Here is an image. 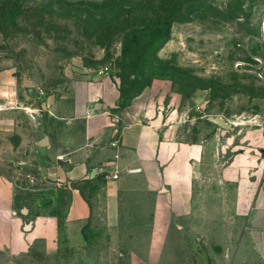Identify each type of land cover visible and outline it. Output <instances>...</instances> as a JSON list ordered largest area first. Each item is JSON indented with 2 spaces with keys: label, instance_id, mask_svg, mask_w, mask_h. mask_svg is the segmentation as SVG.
Listing matches in <instances>:
<instances>
[{
  "label": "rangeland",
  "instance_id": "rangeland-1",
  "mask_svg": "<svg viewBox=\"0 0 264 264\" xmlns=\"http://www.w3.org/2000/svg\"><path fill=\"white\" fill-rule=\"evenodd\" d=\"M168 23L172 27L165 40ZM161 33L164 37L158 38ZM133 56L141 59L137 75L145 76L139 90L150 79L165 83L162 117L178 140L212 142L199 190H209L216 200L200 211L215 216L200 220L193 237L197 250H182L186 240L173 234L168 236L171 249L161 254L171 264H233L264 186V0H0V72H13L24 125L30 129L31 122L33 128L38 123L39 133H50L54 143L65 131L62 112L71 104L73 81L92 72L97 83L118 82V91L108 90L105 98L113 102L137 89L131 75L135 69L124 72ZM106 67L108 74L99 75ZM49 102L57 105L53 112ZM81 129L80 124L71 127L72 132ZM19 143L15 133L0 136V174L21 185L31 178L41 184L42 172L32 162L45 154L17 150ZM239 152L260 162L241 189L220 177L222 166ZM99 199L84 229L83 255L65 245L48 257L39 242L25 255L0 251V264H68L85 262V257L101 264H143V255L157 259L155 251L114 249ZM246 254L247 262H258L248 245Z\"/></svg>",
  "mask_w": 264,
  "mask_h": 264
},
{
  "label": "crops",
  "instance_id": "crops-1",
  "mask_svg": "<svg viewBox=\"0 0 264 264\" xmlns=\"http://www.w3.org/2000/svg\"><path fill=\"white\" fill-rule=\"evenodd\" d=\"M13 78L11 70L0 72V136L15 133L20 139L17 150L43 151L45 157L32 162L42 172L41 184L35 179L21 185L0 174V251L10 257L25 255L42 242L48 257L59 254L65 245L83 255L84 229L100 197L114 249L159 252L157 259L143 255V264H171L161 252L171 249L168 236L173 234L186 240L182 250L198 249V238L193 237L199 234L200 220L215 216L200 211L216 200L209 190H199L202 164L212 142L178 140L174 127L162 117L164 82L153 81L130 103H124L121 95L108 102L107 91L117 92L118 82L100 84L94 73L86 72L72 83L71 104L62 112L65 131L54 143L50 133H39L38 123L33 128L31 122L30 129L24 125L27 120L16 105L20 95L13 89ZM50 103L53 112L57 105ZM116 108L119 111L112 113ZM78 124L82 129L72 132ZM259 165L256 156L239 152L222 166L220 177L224 184L239 183L241 189L242 181L247 182ZM116 173L118 179L113 178ZM28 224L32 229L26 231ZM247 245L258 262H247ZM237 250L233 264H264V186ZM84 259L68 264H101Z\"/></svg>",
  "mask_w": 264,
  "mask_h": 264
},
{
  "label": "trees",
  "instance_id": "trees-1",
  "mask_svg": "<svg viewBox=\"0 0 264 264\" xmlns=\"http://www.w3.org/2000/svg\"><path fill=\"white\" fill-rule=\"evenodd\" d=\"M175 21H177V20H175ZM171 27H172V23H168L167 24V26H165V37L166 38H164L165 40H167L168 39V37H169V35H170V29H171ZM162 36H163V33H161L159 36H158V38H162ZM164 37V36H163ZM164 40V41H165ZM161 47L162 46H160L159 48H158V50L159 49H161ZM157 61L159 60L158 58L156 59ZM130 64H128V65H124V72H126V71H128V69L129 68H131V69H135V71L134 72H132V74L131 75H133L134 76V84H133V86H135V88H137V87H139L140 86V84H141V78H143V77H145L143 74H139V75H137V72H136V68H138V66H139V64H140V61H141V59L140 58H137L136 56H133V58H130ZM126 67V68H125ZM133 67V68H132ZM129 72V71H128ZM155 79H150L145 85H144V88H146V87H148V86H150L151 85V83L154 81ZM143 91V87H142V89H140L139 90V88H137V89H133V87L131 88V89H128V90H126V93H121V99L123 100V102L124 103H130L131 102V100L135 97V96H137L138 94H140L141 92ZM132 93H134V94H132ZM130 94H132V96H127V95H130Z\"/></svg>",
  "mask_w": 264,
  "mask_h": 264
},
{
  "label": "built area",
  "instance_id": "built-area-1",
  "mask_svg": "<svg viewBox=\"0 0 264 264\" xmlns=\"http://www.w3.org/2000/svg\"><path fill=\"white\" fill-rule=\"evenodd\" d=\"M108 72H109V68H108V67H106V68H104V69H102V70L100 71V73H102V74H104V73H108ZM113 145H116V143H114ZM113 178H114V179H118V178H119L118 173L114 174V175H113ZM30 180H31V181H34L35 178H31Z\"/></svg>",
  "mask_w": 264,
  "mask_h": 264
},
{
  "label": "water",
  "instance_id": "water-1",
  "mask_svg": "<svg viewBox=\"0 0 264 264\" xmlns=\"http://www.w3.org/2000/svg\"><path fill=\"white\" fill-rule=\"evenodd\" d=\"M214 122H216V124H220V125H223V126L226 125V124H224V122L222 120H214ZM30 229H32V226L30 224H28L27 227H26V231H29Z\"/></svg>",
  "mask_w": 264,
  "mask_h": 264
}]
</instances>
